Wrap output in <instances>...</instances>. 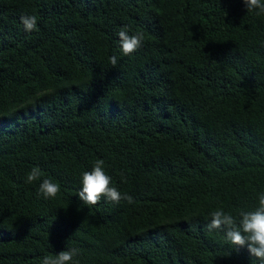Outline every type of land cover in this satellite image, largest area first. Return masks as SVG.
Instances as JSON below:
<instances>
[{"label": "trees", "instance_id": "16d2710c", "mask_svg": "<svg viewBox=\"0 0 264 264\" xmlns=\"http://www.w3.org/2000/svg\"><path fill=\"white\" fill-rule=\"evenodd\" d=\"M125 25L144 36L130 56ZM97 159L134 203L80 201ZM44 178L55 199L37 195ZM259 192L264 15L242 0H0V264L73 247L79 264H259L206 228Z\"/></svg>", "mask_w": 264, "mask_h": 264}, {"label": "clouds", "instance_id": "9594fccd", "mask_svg": "<svg viewBox=\"0 0 264 264\" xmlns=\"http://www.w3.org/2000/svg\"><path fill=\"white\" fill-rule=\"evenodd\" d=\"M248 12H255L257 16L264 15V0H242ZM20 21L26 32L38 30L37 17L35 15H22ZM120 40V51L124 56H130L136 52L144 42L142 33L129 34L128 26H123L118 32ZM110 63L115 67L118 57L113 55ZM104 160L94 161L90 171H84L80 177L81 187L77 192L80 201L88 206L97 205L101 199H106L118 204L121 200H126L129 204L134 203V199L127 193H121L112 186L111 177L104 170ZM43 173L38 166H35L27 174L25 183L32 184L41 180ZM122 182H126L121 173ZM60 185L52 180L44 178L39 184L37 195H42L44 199H55L60 192ZM257 195V205L252 210L241 208L236 215L225 212L223 207H217L210 213V220L206 224L209 232L219 230L224 233L225 243L230 246L247 247L250 255L264 264V192ZM79 255L78 248L62 250L55 255H45L40 264H79L75 259Z\"/></svg>", "mask_w": 264, "mask_h": 264}]
</instances>
